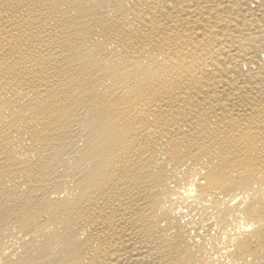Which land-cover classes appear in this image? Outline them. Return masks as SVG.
<instances>
[{
	"label": "bare ground",
	"instance_id": "bare-ground-1",
	"mask_svg": "<svg viewBox=\"0 0 264 264\" xmlns=\"http://www.w3.org/2000/svg\"><path fill=\"white\" fill-rule=\"evenodd\" d=\"M0 264H264V0H0Z\"/></svg>",
	"mask_w": 264,
	"mask_h": 264
}]
</instances>
